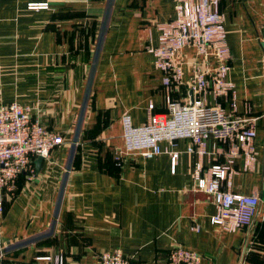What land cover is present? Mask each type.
Instances as JSON below:
<instances>
[{"label":"crops","instance_id":"obj_1","mask_svg":"<svg viewBox=\"0 0 264 264\" xmlns=\"http://www.w3.org/2000/svg\"><path fill=\"white\" fill-rule=\"evenodd\" d=\"M176 4L0 0V103L31 106L65 141L39 172L22 173L5 191L0 264H55L40 257L57 255L65 264H98L100 253L115 249L131 264H168L178 243L199 252L201 264H264V0H220L237 112L250 107L261 116L256 162L244 171L239 158L231 178L233 192L261 199L252 224L229 231L212 223L214 198L195 181L197 162L206 172L225 160L224 146L215 151L211 140L205 155L179 140L175 167L168 153H135L121 167L113 164L124 145L123 114L140 125L150 104L154 113L166 111L163 73L149 48ZM196 54L184 48L183 85L173 87L174 98L186 97ZM217 64L211 56L208 65Z\"/></svg>","mask_w":264,"mask_h":264},{"label":"built area","instance_id":"obj_2","mask_svg":"<svg viewBox=\"0 0 264 264\" xmlns=\"http://www.w3.org/2000/svg\"><path fill=\"white\" fill-rule=\"evenodd\" d=\"M47 4H30V8H43ZM197 51V60L190 62L192 77L181 100L172 96L175 86L183 85L182 57L184 48ZM154 65L163 73L166 90V111L154 113L149 106V117L136 125L129 112L123 114L122 149L115 159L122 164L130 154L154 158L163 153L171 156L175 167L180 152L173 149L179 140H189L188 151L205 155L208 141L214 150L224 146L223 163L213 164L206 172L202 163H196L197 188L211 194L217 207L212 223L235 231L251 225L260 207L258 194L233 192L232 175L237 173L236 163L243 159L242 170L249 171L256 162L257 122L261 116L253 115L251 108L238 113L236 85L230 78L231 49L228 44L225 19L220 0H177L175 17L161 26L158 43L149 48ZM216 57L215 67L208 65ZM65 143L61 133L47 128L31 106L18 102L0 103V222L4 213L5 191L11 189L18 177L36 172V160H50L53 150ZM164 143L168 145L163 146ZM0 244V252H1ZM64 264L57 255L40 257ZM202 255L182 244L169 252L168 264H201ZM98 264H131L121 249L103 251Z\"/></svg>","mask_w":264,"mask_h":264},{"label":"water","instance_id":"obj_3","mask_svg":"<svg viewBox=\"0 0 264 264\" xmlns=\"http://www.w3.org/2000/svg\"><path fill=\"white\" fill-rule=\"evenodd\" d=\"M78 139V134L76 136V140ZM42 162H43V158L40 157L36 160V170L39 172L41 170V166H42Z\"/></svg>","mask_w":264,"mask_h":264},{"label":"trees","instance_id":"obj_4","mask_svg":"<svg viewBox=\"0 0 264 264\" xmlns=\"http://www.w3.org/2000/svg\"><path fill=\"white\" fill-rule=\"evenodd\" d=\"M47 127V126H46ZM99 127H98V125L95 127V129L94 130H90V131H88V133H92V132H97V130H99L98 129ZM113 164L115 165V166H117V167H121L122 166V164H120L116 159L113 161ZM64 264H65V262H64Z\"/></svg>","mask_w":264,"mask_h":264}]
</instances>
